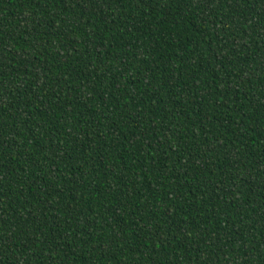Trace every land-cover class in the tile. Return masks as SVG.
<instances>
[{"label":"trees","instance_id":"16d2710c","mask_svg":"<svg viewBox=\"0 0 264 264\" xmlns=\"http://www.w3.org/2000/svg\"><path fill=\"white\" fill-rule=\"evenodd\" d=\"M0 264H264V0H0Z\"/></svg>","mask_w":264,"mask_h":264}]
</instances>
